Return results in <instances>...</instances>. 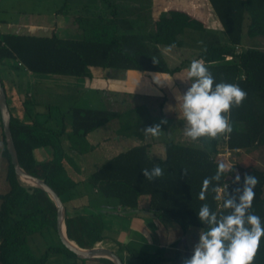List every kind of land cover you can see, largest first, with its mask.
Instances as JSON below:
<instances>
[{"label": "trees", "instance_id": "trees-1", "mask_svg": "<svg viewBox=\"0 0 264 264\" xmlns=\"http://www.w3.org/2000/svg\"><path fill=\"white\" fill-rule=\"evenodd\" d=\"M211 12L226 33L227 41L217 36L207 38L208 45L192 57L169 62L164 52L169 45L175 49L185 43L186 29L203 32L206 25L199 17L185 9L163 10L153 19L152 32H142L130 16L111 5L108 13L85 15L81 9L74 16V35L60 38L54 32L48 36L4 33L0 31V80L5 90L10 113V130L20 166L42 178L60 196L64 207V224L67 237L82 248L104 242V211L90 206L79 209L70 203L78 186L96 190L110 208L124 211L140 209L146 197V214L177 223L184 231L188 227L203 229L197 212L203 203L213 211L220 207L225 189L231 194L242 187L245 174L254 175L259 183L254 192L251 211L264 224V167L241 165L238 160L226 166L217 191L209 186L206 200L199 194L203 181L212 177L220 164V148L230 151L256 150L264 152V49L257 46L240 47L243 32L248 37L264 36V0H207ZM67 5L57 7V13H66ZM65 15V14H64ZM141 29V30H140ZM216 35V34H215ZM209 40V41H208ZM158 63H155L154 60ZM202 60L217 83L238 84L247 97L239 107L230 111L233 131L227 137L214 140L200 139L183 142L168 138L159 160L148 154V140L143 130L154 125L153 118H163L160 110L153 112L146 104L128 106L121 111L71 106V134L86 136L98 126L120 118L122 133H132L135 143L109 154L86 179L77 174V165L67 162L64 150L65 112L52 117L49 112L44 121L34 113L37 103L28 96H19L20 85L12 71L31 74H62L81 77L90 70L104 69L139 70L146 74L173 75L187 69L191 61ZM162 107L165 97H154ZM130 105V104H129ZM51 109V105H46ZM55 107V106H54ZM53 120V124L49 123ZM119 127V126H118ZM122 134V135H123ZM3 135V155L6 160L8 189L0 194V264H45L51 253L66 254L72 264H114L104 256L79 257L64 244L48 246L40 255H34L28 236L52 228L56 233V207L50 196L40 187L25 183L14 171ZM151 138V137H150ZM43 153L44 157H40ZM160 165L164 175L152 182L144 177L141 169ZM240 175V184L233 183ZM224 188V190H223ZM221 190V192H220ZM220 192V194H219ZM113 204H109L110 202ZM116 253L126 251L139 264H155L162 259V249L147 253L118 241ZM64 257V256H63ZM97 262V263H96ZM253 264H264V237Z\"/></svg>", "mask_w": 264, "mask_h": 264}, {"label": "crops", "instance_id": "crops-1", "mask_svg": "<svg viewBox=\"0 0 264 264\" xmlns=\"http://www.w3.org/2000/svg\"><path fill=\"white\" fill-rule=\"evenodd\" d=\"M24 1L25 0H0V12L8 13L7 15H0L1 32L39 36H48L54 32L60 38H68L74 35L75 27L71 24H67V19L64 14L56 12V4H53L55 8L44 13L41 10H37L36 12L29 10L22 4ZM60 1L61 0H59V2ZM95 70H90V74L87 73L81 77L62 74L34 75L30 72L14 70L12 71V77H14L16 82L20 85L19 93L21 98L25 97V95L30 99L34 97L29 86L42 81L58 84L61 82V80L58 81V78H69L70 80L68 81L74 82L76 88L80 87L84 88V90L94 89L99 93L101 92L100 94H108L107 96L109 97L110 94H113L115 97L116 94L120 92L132 97H142L139 101L135 100L130 103L129 106L144 103L150 107V99L164 96L165 101L161 109L164 115L172 119L169 127L174 128L178 126L179 128L182 127V129L185 128V124L179 122L178 112L169 110V106L175 108L177 105L175 97L183 94L178 83L177 75L175 76L178 72L169 75L161 73L146 74L139 70ZM169 79L172 81L169 82ZM113 100H115V98H113ZM33 101L37 103L32 106L34 113L45 114L43 110L39 109V104L42 103L39 97L36 96ZM98 109L117 111L112 108ZM65 113V157L68 160L67 162H77V174H80L79 176L82 179H86L88 174L106 159L109 154L116 153L122 150L124 146L131 145L136 141V137H134L131 132L123 134L118 138H111L108 136L101 137V139L92 138L90 134L97 132L104 124L98 126L86 136H73L71 134V113ZM156 124L154 123V125ZM181 134L184 135V130ZM150 137L151 136H145L146 140H148V154L154 160H159L164 153L165 140L159 139L158 137ZM179 137L181 136L178 135V138ZM156 146L157 152H155ZM158 146H161V153ZM40 157H44L43 153H40ZM91 163L98 164L92 167ZM109 204H113V202L111 201ZM146 205V200L142 201L140 203V209L136 211H124L120 208H110L106 205V201L98 196L96 190H90L83 185L78 186L76 194L70 203L71 207H79V209H87V207L90 206L91 208L104 211V233L107 239L97 245H106L114 251H117L115 242L118 241L131 248L147 253H154L160 247L162 249L163 258L158 260L155 264H175L174 257L179 249L183 247L188 251L186 231L177 223V225H175L171 221L158 220L149 216L146 214ZM117 254L121 257L124 264H139L138 261L131 257L126 251H121ZM63 258L61 253H51L45 264H48V262L49 264H63ZM70 260L73 262L71 258ZM99 263L104 264L101 262Z\"/></svg>", "mask_w": 264, "mask_h": 264}, {"label": "rangeland", "instance_id": "rangeland-1", "mask_svg": "<svg viewBox=\"0 0 264 264\" xmlns=\"http://www.w3.org/2000/svg\"><path fill=\"white\" fill-rule=\"evenodd\" d=\"M64 3H66L67 5L66 13H64L67 19V24H71L72 26H74V16L76 14H79V12H82L80 11V8L82 9L84 7L83 9H88L84 11V14L90 15L98 14L99 12L108 13L111 9V5H117L121 12H123L127 16H130V18L134 20V23L137 26L141 27L142 32H152L153 19L166 9H185L192 15L199 17L205 22L206 30L204 31V33H206V35L202 34L203 32L198 30L186 29V34L184 36L185 43L182 48H172L171 50H164L166 58L170 60L169 62H181L179 60L192 57L197 51L202 50L208 45V42H205L207 38L209 39L211 37L217 36L220 42L223 43L227 41L226 33L222 29L213 12H211L207 0H61L60 2L59 0H25L24 2H22V4H24L25 7L29 10L34 12H36L37 10H41L44 13H46V11L49 12L51 9L59 7ZM53 4H56V6L53 7ZM7 14V12H0V15ZM248 46H257L264 49V36L248 37L246 32L244 31L240 47L244 49ZM185 74L186 69H183L175 74V76L177 75L178 83L183 93L186 92L188 87L190 86L189 83L181 80L185 76ZM60 80L61 82L58 84L42 81L40 83L37 82L36 84L29 86L30 91H32L34 94V97L31 99L33 100L37 96L42 102L39 104V109L43 110L45 114H39L37 117L41 121H44L48 112L52 117H55L57 115L60 116V114L62 112H66L70 106L112 108L117 111H121L127 109L129 104L134 102L135 100L139 101V99H142V97H132L127 94L125 95L122 92L117 93L115 97L113 94H110L109 97L107 96L108 94H100L101 92L99 93L94 89L84 90V88H76L74 82L68 81L70 80L69 78H58V81ZM19 96L21 97L20 93ZM113 98H115V100H113ZM150 100L151 101L149 105L150 109H152L153 112H156L158 110L162 111L159 106L160 101L155 100V98H152ZM47 104L52 106L51 109L47 108ZM163 121H166V123ZM171 121L172 119L166 115H164L163 118H154V123L159 124L161 128V132L158 136L159 139H164L166 141L168 138H170L183 142H193L190 141L186 136L181 134V132L185 128L182 129V127L179 128L178 126L170 128L169 126L171 125ZM52 122L53 120L51 119L49 123L53 124ZM179 122L184 123L182 120H180ZM121 127L123 126H120V118H114L111 121L105 122L97 132H93V134L91 133L90 135L94 139H101V137L104 136L118 138L123 134L121 132ZM2 133L3 128L0 117V194L6 192L8 189V182L5 177L6 160L3 155L4 143ZM178 135H180L181 137L178 138ZM65 138H63V141H65ZM72 146L78 148L77 146ZM158 148H160L161 153V146H158ZM155 152H157V146L155 147ZM219 155L223 157L226 166H229L231 163L238 160L239 163L244 166L252 164L264 167V152L260 154L256 150L230 151L224 147H221ZM73 162L77 165V162L71 161V163ZM97 164L98 163H91L92 167ZM145 200L146 197H144L142 201ZM173 223L177 225L175 222ZM185 231L187 236L186 239L188 241V251L183 247L180 248L176 256L174 257L175 264H183V260L192 255L193 247L198 242L201 229L196 227H188ZM28 244L32 253L37 256L40 255L48 246L61 247L59 236L52 228H46L41 232L29 235ZM61 255L64 256L63 264H72L70 258L66 256V254ZM88 264L91 263L88 262Z\"/></svg>", "mask_w": 264, "mask_h": 264}, {"label": "clouds", "instance_id": "clouds-1", "mask_svg": "<svg viewBox=\"0 0 264 264\" xmlns=\"http://www.w3.org/2000/svg\"><path fill=\"white\" fill-rule=\"evenodd\" d=\"M174 47V44L169 45L168 50ZM181 80L190 86L186 92L175 97L177 105L175 108L169 106V110L178 112V119L185 123L184 135L193 142L230 135L233 131L230 111L242 105L247 93L238 84L217 83L204 62L197 59L191 61ZM143 132L146 137L155 138L161 128L157 124L145 128ZM231 170L224 164L218 165L215 175L204 179L199 199L206 200L210 185L214 192L217 191L225 172ZM141 172L149 182L164 175L160 165L150 170L143 168ZM240 181L241 177L237 174L233 183L240 184ZM258 183L256 176L245 174L242 187L235 188L231 194L225 189L222 198L217 197L222 200L220 207L223 211L219 213L207 203L200 206L197 217L205 227L199 233L192 255L185 258L183 264H253L264 237V224L251 211Z\"/></svg>", "mask_w": 264, "mask_h": 264}, {"label": "water", "instance_id": "water-1", "mask_svg": "<svg viewBox=\"0 0 264 264\" xmlns=\"http://www.w3.org/2000/svg\"><path fill=\"white\" fill-rule=\"evenodd\" d=\"M0 117L2 122L4 138L6 142V148L10 154L11 162L13 164L15 173L21 179L43 189L50 196V198L53 200L55 204L56 230L61 243L64 244L69 250L74 252L79 257L91 258L97 256H104L112 260L114 264H124L121 257L113 249H111L106 245H94L88 248H82L67 237L65 231V224H64L65 207L59 194L42 178L35 176L27 172L25 169H23L18 162L16 148L10 130L9 108L6 100L5 90L2 86L1 80H0Z\"/></svg>", "mask_w": 264, "mask_h": 264}, {"label": "bare ground", "instance_id": "bare-ground-1", "mask_svg": "<svg viewBox=\"0 0 264 264\" xmlns=\"http://www.w3.org/2000/svg\"><path fill=\"white\" fill-rule=\"evenodd\" d=\"M23 180V179H22ZM25 183H28L29 184V182H27V181H25V180H23Z\"/></svg>", "mask_w": 264, "mask_h": 264}, {"label": "built area", "instance_id": "built-area-1", "mask_svg": "<svg viewBox=\"0 0 264 264\" xmlns=\"http://www.w3.org/2000/svg\"><path fill=\"white\" fill-rule=\"evenodd\" d=\"M219 194H220V192H219Z\"/></svg>", "mask_w": 264, "mask_h": 264}]
</instances>
